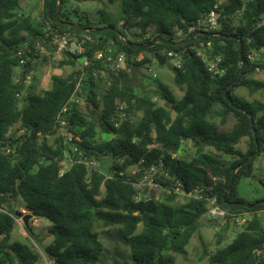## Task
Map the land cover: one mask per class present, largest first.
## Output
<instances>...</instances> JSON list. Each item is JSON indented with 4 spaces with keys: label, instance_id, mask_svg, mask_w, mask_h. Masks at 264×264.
Wrapping results in <instances>:
<instances>
[{
    "label": "trees",
    "instance_id": "16d2710c",
    "mask_svg": "<svg viewBox=\"0 0 264 264\" xmlns=\"http://www.w3.org/2000/svg\"><path fill=\"white\" fill-rule=\"evenodd\" d=\"M58 1L43 0L41 18L35 23L33 16L19 13L21 0H0V264H43V256L54 264H106L112 250L105 241L112 242L115 233L125 240L134 264H177V256L187 254L198 234L200 219L208 215V199L214 197L223 209L251 217L234 241L213 256L202 243L194 264H264L256 253L264 246L259 215L264 200L249 203L236 198L238 183L254 176L255 161L264 156V103L236 95L244 89L251 98L264 96V80L255 78L264 64L252 60L254 53L264 52V0H120L125 30L104 18L95 26L79 10H70L67 0H62L59 20L75 26L59 24ZM212 12L220 15L219 30L200 25ZM107 27L119 30L132 46L111 31L80 30ZM192 28L196 30L190 32ZM197 32L182 47L133 48L158 39L181 44ZM63 37L83 52L64 51L51 63L60 71L72 68V73L53 75L50 88L42 92L32 83L21 100L25 86L16 83V76L36 72L41 60L54 59ZM108 50L127 55L125 68L118 73L110 62L96 58L99 53L108 55ZM165 51L182 53L181 69L173 68L176 84L186 92L181 100L166 84L156 83L153 95L139 93L133 81V70H148L156 54L166 63ZM139 57L141 61H136ZM204 57L220 60L222 74L211 73ZM84 58L88 65L81 62ZM21 60L27 64L21 66ZM118 107L125 114L119 127ZM231 118L234 126L223 129ZM61 122L71 141L59 134ZM190 145L195 153L187 157ZM258 148L259 154L247 163ZM67 153L74 163L63 171ZM107 158L111 166L105 171L100 166ZM85 160L98 167L90 169ZM141 162L143 168L163 165L159 180L163 188L181 183L188 192L200 189L202 199L178 203V195L163 192L160 201L136 203L134 182L141 173L131 172ZM20 200L34 217L53 224L49 246L41 248L28 230L31 240L13 241ZM230 222L228 218L218 225L226 231ZM216 238L220 246L224 236Z\"/></svg>",
    "mask_w": 264,
    "mask_h": 264
},
{
    "label": "rangeland",
    "instance_id": "374dc122",
    "mask_svg": "<svg viewBox=\"0 0 264 264\" xmlns=\"http://www.w3.org/2000/svg\"><path fill=\"white\" fill-rule=\"evenodd\" d=\"M67 6L72 11L77 9L82 14H85L95 26H100V21L103 18L106 20L107 24L114 25L119 28L124 26L120 0H116L115 4H110L108 0H67ZM43 8V0H29L28 2L21 0V8L19 13L33 16L35 23H37L41 18ZM130 34L131 33H128L129 36ZM57 59H59V57L55 56L54 59L46 63L42 62L41 60L40 66L37 67L33 79V83L37 87L38 92H42L50 88V80L53 75H62L67 77L72 73V68H67L60 71L58 68L54 67L51 62ZM252 60L263 65L264 52L254 53ZM151 68L153 71L152 73H149L146 68H135L133 70V81L139 93H141L143 90H146L148 93L154 95L155 91L158 89L156 83L160 82L171 88L179 100H181L186 95L185 89L176 84L175 72L168 62L161 66L159 63L154 61L151 65ZM153 76H156V79H154ZM255 78L257 80H264V70L258 69ZM236 95H242L249 100L256 99L264 103L263 95L258 94L251 98L244 89L237 90ZM156 102L160 106L164 105L161 100L156 99ZM80 105L85 108L84 101H81ZM139 119L140 115H138L134 121H138ZM234 124L235 120L231 118L227 126L223 127V129H231ZM49 140L50 143H54L55 138L52 137ZM246 147L247 143L244 141L241 144V148L245 150ZM194 153L195 150L190 145L188 148V154H186V156L191 157L194 155ZM71 159V155L67 153L62 162L63 171H66L71 167ZM110 166L111 160L110 158H107L103 161L100 168L106 171ZM149 193L153 197L162 198L163 188L159 187L151 189L149 190ZM236 198L244 199L249 203L255 202L257 200H264L263 155L258 157L255 161L254 176L252 178H243L238 183L236 188ZM184 200V198H180L178 203H182ZM16 207L17 211L23 212V210H25L27 211V215L31 214L28 210H26L24 203L21 200L17 203ZM199 223L201 227L198 234L191 240L189 246L187 247V254L184 256H177V264L196 263L198 261L197 250L201 248L202 243L207 247L209 255L213 256L218 250L228 247L242 231V227H239L232 222H230L229 228L225 231L223 230V227L214 222L208 215L202 217ZM29 227L33 233V236L37 237L41 248L47 247L52 243L53 236L51 235L50 230L53 228V224L51 222L47 221L46 219H40L32 216L29 220ZM141 229L142 227L140 230ZM217 234H222L224 236V241L220 246L217 244ZM12 238L15 242L31 240L29 233L25 229L24 222L22 225H18L17 230H15L12 234ZM200 238L202 242L200 241ZM105 245L108 250H112L111 253H107L108 259L106 260V264H114L115 261H117L118 264H134L125 240L123 237L118 235V233L114 234L112 242L105 241ZM40 246H37V250L39 252H41ZM43 264L54 263L50 259L43 256Z\"/></svg>",
    "mask_w": 264,
    "mask_h": 264
},
{
    "label": "built area",
    "instance_id": "2783aa9c",
    "mask_svg": "<svg viewBox=\"0 0 264 264\" xmlns=\"http://www.w3.org/2000/svg\"><path fill=\"white\" fill-rule=\"evenodd\" d=\"M219 14H216L212 12L211 14L207 15L204 17V19L200 22L201 26L207 27L211 30H219L221 28V24L219 22ZM196 28H192L190 32H194ZM180 34V33H179ZM58 47H57V52L56 56L60 57L61 54L64 51H70L73 54H81L83 52V49L81 47L76 46L75 44H70L69 41L67 40V37H63L60 41H58ZM108 55L105 53H99L97 55V59L101 61H106L111 63V67L113 68L114 71L117 73L120 72L123 68H125L126 65V60H127V55L124 53H117L113 55L111 50H108ZM21 55V53L19 54ZM163 56L166 58V61L169 63V65L172 68L176 69H181L182 63H183V58H182V53H176L175 51H165L163 52ZM205 61L208 63L209 66V71L215 75H221L222 72L218 69V63L220 60H217V62H209L206 57ZM253 59V58H252ZM135 60V59H134ZM133 60V61H134ZM136 61H141V58H137ZM27 64L26 60H21L20 65L24 66ZM86 65H88V61L85 62ZM149 73H152V68L151 66L148 67ZM35 76V71L31 70L28 74L23 75L22 73H19L16 76V83L23 82L25 86V91L20 95L21 100L26 97V92L28 88L32 85L33 79ZM83 77V75H82ZM81 77V79H82ZM153 78H156V76H153ZM81 85H78L76 92L79 91V87ZM75 92V93H76ZM74 101V98L71 100V102ZM68 106L64 107V111H66ZM118 110L120 111L119 113V119L116 124L117 127L120 126L125 114H123L121 111L123 110L122 107H118ZM60 120V117H59ZM59 134L68 139L69 141L72 140V136L68 134L67 128H66V123L61 122L60 124V129H59ZM76 151V149H75ZM175 157V156H174ZM72 164L74 163L73 160L71 159ZM86 165L90 169H96L98 167V164L95 161H89L85 160ZM143 162H141L136 168H134L131 172L133 176H137L139 173H141V177L138 179L137 182H134V187L137 190V195L135 196V202L136 203H142V202H150L152 200L154 201H160V197H153L150 195L149 190L155 189L162 187L159 183V180L161 178V175H163V170L162 167L163 165L161 163L152 165L150 168H143ZM167 175V174H166ZM163 188V187H162ZM163 192H166L167 195H178L180 198L184 199H202L203 195L201 194L200 189H196L193 192H188L184 189L183 185L181 183H176L173 185L171 189L169 188H163ZM27 211L23 210V215L26 214ZM27 215V214H26ZM260 216H264V211H261L259 213ZM208 216L216 223H222L226 219L230 218V221L233 224H236L239 227L245 226L251 217L250 213H231L225 209H223L217 201V198H209L208 199ZM17 225H22L24 222L22 218H18L16 215L14 216ZM257 255L259 257L264 258V246L258 250Z\"/></svg>",
    "mask_w": 264,
    "mask_h": 264
},
{
    "label": "water",
    "instance_id": "95a60500",
    "mask_svg": "<svg viewBox=\"0 0 264 264\" xmlns=\"http://www.w3.org/2000/svg\"><path fill=\"white\" fill-rule=\"evenodd\" d=\"M61 7H62V0H59V1H58L57 10H56V14H55V18H56V20H57V22H58L59 24H62L61 21L59 20V13H60ZM62 25H64V26H68V25H70V26H73V27L75 26V25H73V24H68V23H64V24H62ZM126 26H127V23L123 26V30L126 29ZM80 30H81L82 32H85V33H86V32H89V33H95V34L103 33V32H105V31H111V32H114V33L118 34V35H119V36L125 41L124 37L122 36V33H121L119 30H115V29H112V28H109V27L104 28V29H98V30H96V29H90V30L80 29ZM199 34H200L199 32L195 33L191 39H189L188 41H186V42H184V43H181V44L169 43V42H165V41H163L162 39H158V40H156L154 43H152V44H150V45L139 46V47H133V48H135V49H137V48H152V47L156 46L157 44H163V45H166V46L182 47V46H184V45L190 43L191 41H193V40H194ZM125 42H126V44H127L128 46H132L131 43H130L129 41H125ZM240 51H241V55H242V53H243V44H242V41H240ZM155 58H156L157 63H159L161 66H163V65L165 64V61H164L163 57H162L160 54H156ZM85 61H86V58H84L81 62H85ZM244 65H245V62H243V66H244ZM227 91H228V90L225 91V96H226L227 100H230ZM254 136H255V139H256V143L258 144L256 132H254ZM259 152H260V148H258L257 151H256L253 155L250 156V158L247 160V163H249L254 157H256V156L259 154ZM236 173H237V170L234 171V174H233V178H232L231 184H230V186H229V188H228V195H230V193H231V191H232V188H233V186H234L235 178H236ZM261 203L264 204V201L261 202ZM258 205H259V203H256L255 205H248V208H249V209H253V208H255V207L258 206ZM7 206H8V208L10 209L11 206H10L9 203H8ZM15 215H16L18 218H22L23 221H24V224H25V229L28 230V231H31V229H30V227H29V220H30V218H31L33 215H32V214L23 215V213H22L21 211H16V212H15ZM261 222L264 223V216L262 217ZM31 232H32V231H31Z\"/></svg>",
    "mask_w": 264,
    "mask_h": 264
}]
</instances>
